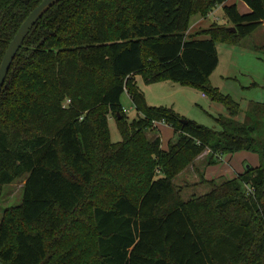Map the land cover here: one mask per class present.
Segmentation results:
<instances>
[{
	"label": "trees",
	"instance_id": "1",
	"mask_svg": "<svg viewBox=\"0 0 264 264\" xmlns=\"http://www.w3.org/2000/svg\"><path fill=\"white\" fill-rule=\"evenodd\" d=\"M42 1L0 0V65ZM228 1L65 0L35 25L0 94V200L24 180L22 204L0 223V264H264V109L236 121L239 104L209 81L217 45H240L263 26L264 0H240L247 14ZM218 6L228 25L190 33L194 17ZM137 78L198 88L228 116L215 131L151 107ZM154 122L173 129L167 151L146 137ZM242 151L259 166L181 199L173 180L186 166L204 152L213 166Z\"/></svg>",
	"mask_w": 264,
	"mask_h": 264
},
{
	"label": "rangeland",
	"instance_id": "2",
	"mask_svg": "<svg viewBox=\"0 0 264 264\" xmlns=\"http://www.w3.org/2000/svg\"><path fill=\"white\" fill-rule=\"evenodd\" d=\"M239 1L232 0L231 2L238 4ZM219 11L218 9L216 14L211 13L206 19L194 17L192 23L195 20H200L195 29H207L213 23L222 25L225 19H223L222 11ZM193 32L195 31H190V33ZM258 36H260L258 33L254 34L251 39L246 38L237 46L218 44V67L209 78L214 89L224 96L231 97L234 102L239 104L240 114L236 118L238 122H243L246 112L256 104L264 109V37ZM136 83L149 106L170 109L181 118L205 128L219 131L216 118L228 116L227 109L223 104L213 102L211 97L193 86H185L171 81L148 86L141 78H137ZM121 106L129 123L138 118L135 106L126 92L121 97ZM108 126L111 143H119L122 139L115 119L109 118ZM159 127L158 123H153L152 128L146 133V137L151 139L159 136L162 149L167 151L169 143L173 144L176 138L170 126ZM258 135L264 136V130L260 131ZM222 157L219 158L216 165L210 166L204 153L178 173L173 180V185L175 190L179 191L184 202L209 193L211 188L208 182L212 180L219 184L238 177L248 164L251 167L259 166L258 156L247 151L238 152L232 156L222 155ZM68 174L74 176L76 172L69 171ZM23 186L24 180L22 179L3 188L0 200V223L7 209L22 204ZM23 229L30 232L36 231L34 226H24Z\"/></svg>",
	"mask_w": 264,
	"mask_h": 264
},
{
	"label": "water",
	"instance_id": "3",
	"mask_svg": "<svg viewBox=\"0 0 264 264\" xmlns=\"http://www.w3.org/2000/svg\"><path fill=\"white\" fill-rule=\"evenodd\" d=\"M21 1L28 2L29 0ZM63 1L65 0H43L32 12H30L28 17L22 23L16 35L10 42L0 65V94L5 86V81L12 62L19 50L22 48L25 39L49 10ZM230 31L235 32V29H230ZM182 123L186 124V121H182ZM248 168L249 165L246 166V169Z\"/></svg>",
	"mask_w": 264,
	"mask_h": 264
},
{
	"label": "crops",
	"instance_id": "4",
	"mask_svg": "<svg viewBox=\"0 0 264 264\" xmlns=\"http://www.w3.org/2000/svg\"><path fill=\"white\" fill-rule=\"evenodd\" d=\"M232 0H229L228 1V3H227V5H231V4H234V5H236L237 6V9H238V11L241 13V14H247V13H249V9H248V7L244 4V3H242L241 1H239L238 2V4H235V2L234 3H232L231 2ZM218 9L220 10L219 12H221L222 11V15H223V19H225V20H223V22H222V24L223 25H228L227 24V20H226V18H225V16H224V13H223V6H218V7H216L211 13H217L218 12ZM210 13V14H211ZM210 14L208 15V17L207 18H209V16H210ZM198 18H200V17H198ZM194 19V18H193ZM192 19V20H193ZM201 19H204V18H201ZM206 19V18H205ZM200 22V20L198 21V20H195V22H191V27H190V31L191 30H193V31H198V30H202V29H204V28H197V30L195 29L196 28V26H197V24ZM259 34L260 36H258V37H264V23H263V26L260 28V29H258L256 32H254L253 34H252V36L254 35V34ZM252 36L251 37H249L250 39L252 38ZM165 124H160V127H163ZM159 127V128H160ZM205 154H206V156L208 155V152H204ZM203 153V154H204ZM202 154V155H203ZM221 158H223L222 156H221ZM246 164H248V163H246ZM249 165V164H248ZM257 167V166H256ZM242 173V172H241Z\"/></svg>",
	"mask_w": 264,
	"mask_h": 264
},
{
	"label": "built area",
	"instance_id": "5",
	"mask_svg": "<svg viewBox=\"0 0 264 264\" xmlns=\"http://www.w3.org/2000/svg\"><path fill=\"white\" fill-rule=\"evenodd\" d=\"M203 97H205V96L203 95ZM67 104H69V101H67ZM155 123H158L159 125H160V124H164V123H162V122H154V124H155Z\"/></svg>",
	"mask_w": 264,
	"mask_h": 264
}]
</instances>
